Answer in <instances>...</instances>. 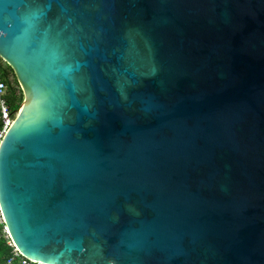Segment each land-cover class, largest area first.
<instances>
[{
  "label": "water",
  "instance_id": "1",
  "mask_svg": "<svg viewBox=\"0 0 264 264\" xmlns=\"http://www.w3.org/2000/svg\"><path fill=\"white\" fill-rule=\"evenodd\" d=\"M0 60L21 256L264 264V0H0Z\"/></svg>",
  "mask_w": 264,
  "mask_h": 264
},
{
  "label": "built area",
  "instance_id": "2",
  "mask_svg": "<svg viewBox=\"0 0 264 264\" xmlns=\"http://www.w3.org/2000/svg\"><path fill=\"white\" fill-rule=\"evenodd\" d=\"M7 92V86L5 82L2 80L0 75V144L3 140L6 132L11 127L13 123V117L10 115L6 101H5V95ZM0 238H3V240L6 242V244L12 249V255L9 259L6 260L5 264H39L36 262H32L23 256H21L14 245L11 242V239L9 237L8 231L4 225V219L1 213L0 209Z\"/></svg>",
  "mask_w": 264,
  "mask_h": 264
},
{
  "label": "trees",
  "instance_id": "3",
  "mask_svg": "<svg viewBox=\"0 0 264 264\" xmlns=\"http://www.w3.org/2000/svg\"><path fill=\"white\" fill-rule=\"evenodd\" d=\"M0 75L7 86L5 101L10 115L14 118L21 103L22 94L13 76L12 71L0 60ZM1 128V125H0ZM12 255V249L6 244L3 238H0V264H5L6 260Z\"/></svg>",
  "mask_w": 264,
  "mask_h": 264
},
{
  "label": "rangeland",
  "instance_id": "4",
  "mask_svg": "<svg viewBox=\"0 0 264 264\" xmlns=\"http://www.w3.org/2000/svg\"><path fill=\"white\" fill-rule=\"evenodd\" d=\"M15 116H16V114L14 115V118H15ZM14 118H13V119H14Z\"/></svg>",
  "mask_w": 264,
  "mask_h": 264
},
{
  "label": "bare ground",
  "instance_id": "5",
  "mask_svg": "<svg viewBox=\"0 0 264 264\" xmlns=\"http://www.w3.org/2000/svg\"><path fill=\"white\" fill-rule=\"evenodd\" d=\"M36 262V261H35ZM38 263V262H37ZM39 264H41V263H39Z\"/></svg>",
  "mask_w": 264,
  "mask_h": 264
}]
</instances>
